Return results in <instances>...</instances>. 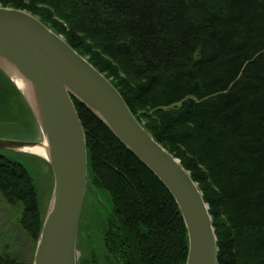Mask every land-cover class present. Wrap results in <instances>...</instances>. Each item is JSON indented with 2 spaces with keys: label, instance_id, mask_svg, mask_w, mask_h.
I'll return each mask as SVG.
<instances>
[{
  "label": "trees",
  "instance_id": "1",
  "mask_svg": "<svg viewBox=\"0 0 264 264\" xmlns=\"http://www.w3.org/2000/svg\"><path fill=\"white\" fill-rule=\"evenodd\" d=\"M38 18L118 91L197 184L218 264H264V0H0ZM7 89L0 72V104ZM6 103V104H7ZM100 217L77 264H185L186 229L158 179L72 99ZM0 196L34 243L44 219L27 168L0 152ZM99 204V205H98ZM0 264H27L0 252Z\"/></svg>",
  "mask_w": 264,
  "mask_h": 264
},
{
  "label": "water",
  "instance_id": "2",
  "mask_svg": "<svg viewBox=\"0 0 264 264\" xmlns=\"http://www.w3.org/2000/svg\"><path fill=\"white\" fill-rule=\"evenodd\" d=\"M0 72L25 100L42 136L41 142L0 139V149L41 158L53 176L32 264H77L87 156L72 99L91 112L172 196L186 229L185 264H218L208 206L189 172L142 127L115 87L61 36L25 11L0 7ZM13 78L23 82L24 92ZM43 142L46 158L24 151Z\"/></svg>",
  "mask_w": 264,
  "mask_h": 264
},
{
  "label": "rangeland",
  "instance_id": "3",
  "mask_svg": "<svg viewBox=\"0 0 264 264\" xmlns=\"http://www.w3.org/2000/svg\"><path fill=\"white\" fill-rule=\"evenodd\" d=\"M6 97L8 103L0 104V139L41 142V133L23 97L13 95L9 89H7ZM0 152L10 161L18 162L27 168L39 188L40 202L45 214L53 189V176L49 165L41 158L33 155L1 149ZM99 209L102 211V208L97 206L94 197L87 194L82 209L84 216H90L93 222V219L100 217ZM19 218L20 210L18 212L0 196V252H9L19 261L32 264L36 243L32 242L22 232L19 226ZM96 234L95 225L91 226L88 219L80 218L76 243L77 261L80 257V246L86 245L88 238L95 239Z\"/></svg>",
  "mask_w": 264,
  "mask_h": 264
},
{
  "label": "bare ground",
  "instance_id": "4",
  "mask_svg": "<svg viewBox=\"0 0 264 264\" xmlns=\"http://www.w3.org/2000/svg\"><path fill=\"white\" fill-rule=\"evenodd\" d=\"M12 81L15 83V85L22 91H25V86L23 82L19 79H12ZM27 153L35 154L38 155L42 158H46V148H45V143L43 142L40 146H36L30 149H25L24 150Z\"/></svg>",
  "mask_w": 264,
  "mask_h": 264
}]
</instances>
